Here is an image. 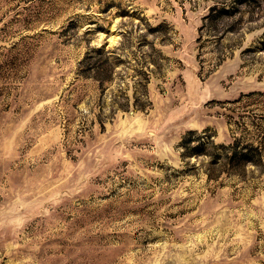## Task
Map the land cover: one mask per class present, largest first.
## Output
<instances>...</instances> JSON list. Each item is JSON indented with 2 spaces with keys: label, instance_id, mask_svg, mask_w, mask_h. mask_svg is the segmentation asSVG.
I'll list each match as a JSON object with an SVG mask.
<instances>
[{
  "label": "rangeland",
  "instance_id": "rangeland-1",
  "mask_svg": "<svg viewBox=\"0 0 264 264\" xmlns=\"http://www.w3.org/2000/svg\"><path fill=\"white\" fill-rule=\"evenodd\" d=\"M0 264H264V0H0Z\"/></svg>",
  "mask_w": 264,
  "mask_h": 264
}]
</instances>
